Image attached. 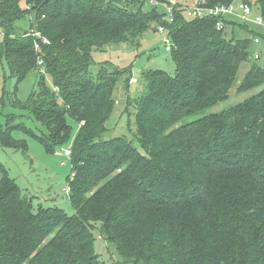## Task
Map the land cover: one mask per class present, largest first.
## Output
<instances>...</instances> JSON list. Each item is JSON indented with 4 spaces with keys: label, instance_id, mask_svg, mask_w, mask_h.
Masks as SVG:
<instances>
[{
    "label": "trees",
    "instance_id": "trees-1",
    "mask_svg": "<svg viewBox=\"0 0 264 264\" xmlns=\"http://www.w3.org/2000/svg\"><path fill=\"white\" fill-rule=\"evenodd\" d=\"M147 1L153 7L144 10ZM157 1L0 0V65L16 77V87L37 71L34 97L15 95L11 102L41 125L37 132L10 113L0 123V146L28 151L15 130L36 137L49 153L70 146L69 199L76 210L36 208L0 163V264H104L94 228L132 264H264V88L186 119L226 100L251 58L237 90L264 84V66L252 52L260 34L237 37L236 28L251 30L229 17L221 29L219 16L188 18L189 4L180 1L170 22L157 7L164 0ZM254 6L264 17V0ZM20 20L28 30L17 26ZM151 21L169 29L176 74L145 70L133 114L128 98L136 147L123 135L104 138L118 105L115 89L122 80L129 90L130 68L104 65L97 79L90 69L95 49L133 42ZM37 33L50 41L41 52ZM41 56L45 72L34 68Z\"/></svg>",
    "mask_w": 264,
    "mask_h": 264
},
{
    "label": "rangeland",
    "instance_id": "rangeland-1",
    "mask_svg": "<svg viewBox=\"0 0 264 264\" xmlns=\"http://www.w3.org/2000/svg\"><path fill=\"white\" fill-rule=\"evenodd\" d=\"M189 5H196L200 0H178ZM243 1V0H236ZM254 5L255 0H250ZM156 4V3H155ZM153 7L148 1L144 5V10H149ZM158 9L166 10L163 3L157 5ZM254 13H258V9L254 6ZM229 18L237 20L241 24H246L251 31L236 28L234 33L237 37H253L254 33L264 36V24H256L252 21L245 22L244 19L229 15ZM17 26L22 30H28L29 22L20 20ZM158 24L153 21L149 22L147 30L133 42H122L118 44L109 43L101 49H95L93 52L94 64L91 66V76L97 79V76L103 66L111 68L126 69L130 68L129 75L132 77L130 86L127 89V83L119 82L115 89L114 97H116L118 105L114 110L113 115L108 121V132L104 135L105 139L123 135L133 142L136 147L139 146L138 140L135 138V119H130L129 111H125L127 101L131 97L129 110L134 113L133 97H138L141 90L144 88L143 73L148 69H163L170 75L176 74L175 64L171 58V54L166 50L164 43L165 33L157 30ZM247 30V29H246ZM228 37L233 35L232 27L226 29ZM264 49V38L262 43L252 44V52H261ZM253 59L245 61L241 64L238 71L237 81L231 88L229 97L219 102L218 104L198 112L197 114L190 115L186 119L188 121L207 115L211 112L222 111L236 103L244 101L249 97L257 94L264 88V84L253 89L239 92L237 90L240 82L249 70ZM258 63L264 66V52ZM34 68L36 70L46 71L45 64L37 63ZM133 80V82H132ZM16 77L10 74L6 65H0V123L4 124L9 117L10 113L17 114V122L24 123L25 126L39 131L41 125L26 111L17 109L12 105L11 97L18 96L22 101H29L34 97V91L37 89V71H30L22 82L16 87ZM47 83L51 85L48 78ZM129 93V95H128ZM129 98V99H128ZM73 125L77 123L71 121ZM82 121L78 126L82 125ZM77 126V127H78ZM13 135L22 140H26L29 146L28 151L23 149H15L0 146V163H2L9 171L18 185L21 187L24 194L32 197L33 205L37 208L42 206L58 205L63 208L69 215H74L76 210L71 204L65 188L70 186L68 183L69 175L72 174V161L69 156L65 154V149L68 146L58 148L56 152L49 153L40 141L24 132L23 130H15ZM71 192V191H70ZM95 236V248L104 264H132L125 261V259L118 254L115 247L107 241L100 230L93 229Z\"/></svg>",
    "mask_w": 264,
    "mask_h": 264
},
{
    "label": "built area",
    "instance_id": "built-area-1",
    "mask_svg": "<svg viewBox=\"0 0 264 264\" xmlns=\"http://www.w3.org/2000/svg\"><path fill=\"white\" fill-rule=\"evenodd\" d=\"M151 1L153 3H158L157 0H151ZM163 4L165 5L166 12H167V16L165 18L168 21L172 22L174 20V10H175V7L178 5V0H164ZM185 14L188 18H195V17L204 18V17H211V16H219L220 19L217 23V27L219 29L224 27V18H227V16L229 15L238 16L244 19L245 21H252L256 24H260V25L264 24V17L260 13L255 14L253 5L245 1H235L227 5L223 4V5H218L215 7L201 6L200 3L196 5H188L186 7ZM157 30L161 33L166 32L164 43L166 45V50L171 52L174 47V43L170 36L169 29L163 24H158ZM37 36H38V40H35V49L38 52H41L42 44L43 43L47 44L50 41L47 37L42 36L39 33H37ZM253 40H254V43L260 44L263 41V37L261 35H257L253 37ZM263 52H264V49L261 52H255L254 57L256 59L261 58ZM37 63L39 64L44 63V59L42 58V56L38 58ZM41 72H45V71L41 70ZM55 90H58V88L56 87ZM71 153H72L71 147L69 146L65 149V154L71 157ZM70 191H71V186H67L65 188V192L69 195Z\"/></svg>",
    "mask_w": 264,
    "mask_h": 264
}]
</instances>
